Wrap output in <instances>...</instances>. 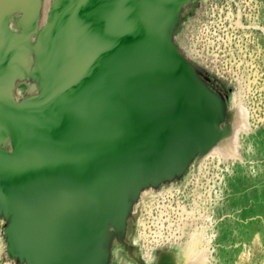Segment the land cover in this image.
I'll list each match as a JSON object with an SVG mask.
<instances>
[{
  "label": "bare ground",
  "instance_id": "obj_1",
  "mask_svg": "<svg viewBox=\"0 0 264 264\" xmlns=\"http://www.w3.org/2000/svg\"><path fill=\"white\" fill-rule=\"evenodd\" d=\"M45 1L42 4L46 7L48 0ZM35 3L36 0H26L29 13ZM167 3V0H71L67 4L65 20L55 41L61 55L55 92L64 100L65 77L75 79L79 88L70 95L73 111L63 116L57 113L59 126L48 125L45 137L49 154L59 150V155L67 158L61 162L64 165L58 178L61 185L54 184L55 175L49 169L48 159L39 162L30 157L26 143L10 183L7 181V190L4 187L9 203L21 216L14 246L19 253H31L34 264H52L54 259L66 256L68 264H78L85 255L93 258L99 253L104 258L107 251L100 248L98 241L102 237L107 241L113 228L97 222L119 217L128 188L152 179V174L160 169L180 163V158L198 143L201 147L205 145L206 137L212 140L211 147L200 162L210 154L215 157L224 153L227 158L238 154L239 138L249 130L245 109L238 105L222 132L212 129L219 113L217 106L203 95L193 93V83L172 59L165 45V21L150 51L144 50L138 39L118 38L121 31L118 26L124 19L136 27L139 35L163 21ZM18 4L21 5L19 0H0V56L9 55V59L0 60V83L4 86L3 69L15 66L18 55L13 47L18 43L15 44L14 28L4 24L9 13L3 10ZM47 9L42 11L38 27L49 19ZM70 26L74 28L69 29ZM79 43L82 48L78 51ZM76 62L83 65V77H75ZM4 94L5 90L0 88V109L5 106ZM69 133L73 135L70 139L75 140H66L62 145L60 140ZM79 154L84 155L85 162L81 169L76 161ZM49 157L52 160L53 156ZM75 202L83 203L81 212L76 206L67 208ZM46 212L56 224L52 229L66 224L63 231L54 234L57 241L50 248V258L43 256V246L38 242L42 236L39 221ZM83 235L86 243L81 241ZM202 238L190 242L185 252L176 256L162 253L160 260L151 264H202L206 259L202 260L205 250L199 249ZM116 258L119 264V250Z\"/></svg>",
  "mask_w": 264,
  "mask_h": 264
},
{
  "label": "rangeland",
  "instance_id": "obj_2",
  "mask_svg": "<svg viewBox=\"0 0 264 264\" xmlns=\"http://www.w3.org/2000/svg\"><path fill=\"white\" fill-rule=\"evenodd\" d=\"M42 1L44 4L45 0H36L31 13L26 0L3 10L9 16L6 22L3 16L2 21L14 28L18 39V46L13 47L18 57L15 66L3 69L6 82L5 86L0 83V88L5 90L4 107L12 106L16 111L34 100L43 102L53 84L52 68L46 84L41 79L37 52L39 40L51 38L60 22L61 0H46L48 9ZM45 9L49 19L38 27ZM170 10L167 43L172 55L222 109L212 129L222 132L239 105L247 113L249 130L239 138L238 154L229 158L224 153L215 157L210 154L200 162L212 141L202 137L205 145L178 173L129 198L128 210L117 226L102 223V227L113 228L107 241L103 237L98 241L100 248L106 249V256L85 255L78 264H116V250L119 264H151L159 261L162 253L176 256L185 252L200 236L203 240L199 249L205 250L202 260L206 258L202 264H264V0H173ZM120 26L123 28L124 23ZM6 58L8 54L0 56L1 61ZM74 82H64L65 91L72 89ZM54 103L53 113L67 112L61 98ZM4 115L9 119L6 111ZM3 121L0 116V264H30L13 252L17 216L4 191L9 186L7 169L13 168L18 147L15 132L9 128L5 131ZM33 122L45 126L42 115ZM19 124L22 128L27 123ZM31 133L33 138L38 135ZM72 206L81 212L84 205L75 202L67 208ZM52 224L48 215L39 224L45 248L50 241H57L54 234L59 231L52 229ZM80 238L86 243L84 235ZM52 264L63 261L54 259Z\"/></svg>",
  "mask_w": 264,
  "mask_h": 264
},
{
  "label": "water",
  "instance_id": "obj_3",
  "mask_svg": "<svg viewBox=\"0 0 264 264\" xmlns=\"http://www.w3.org/2000/svg\"><path fill=\"white\" fill-rule=\"evenodd\" d=\"M71 0H61V8H60V22L58 24L57 27H55L53 30H52V37L51 38H41L39 43H38V72L39 74L41 75V78L42 80L45 81V83L47 82V78H48V73H49V69L52 68L54 70V74L52 76V85L51 87L49 88V91L48 93L45 95V100L42 102L40 100H37V101H33L30 105L27 104L25 106H22L20 107L17 111L14 107L12 106H9V107H4L3 109H0V116L1 118L4 119V125L6 123V128H5V131L7 130V128H9L11 131H14L15 134H16V138H17V147H18V150H17V158H16V161L13 165V168L10 167V170L7 169V176H8V179H9V183H10V176L13 175V171L16 169L17 165H18V162H19V158L21 155L24 154V151H25V146H26V143H27V153L30 157H33V158H36L37 160H39V162L42 161H45L48 159V163H49V169L51 168L52 172L54 173L55 175V179L53 182H55L54 184L56 185H61V181L58 179L60 177V173L62 171V167L64 166L61 162L62 160H66L67 158L64 157V156H60L59 155V150H55V151H52L50 154L48 153V151L46 150V127L48 125L50 126H59L57 121H58V116H57V113L61 114L60 116H63V115H66V113L64 112H60L58 110V112L56 113H53L52 111V108H54V99H57V92H55V79L57 77V74H56V68L58 66V58L60 59L61 58V55L58 53V51L56 50V46H55V41H56V38H58L59 36V33H60V30H61V27L64 23V20H65V10L67 9V4L70 2ZM167 4H166V7L165 9L163 10V16H164V20L163 21H158V23L154 24V26L150 27L147 29V31L144 30V33H142L141 35H139L138 33H136V27L131 25L129 23V21L127 19H124L122 22L124 23V29L121 28V26L118 28L121 30L119 33H118V38L119 40L122 39V38H125V37H129L133 40H136L138 39V41L140 42L141 44V47L144 48V50L146 51H150L153 47V43L155 42V39H156V35L157 32H158V29L161 27L162 23H164V21H167L165 22V25H164V33H165V36H166V41H165V45H166V48L168 50V52L170 53L171 57L173 60H175L177 63H179L181 65V68L183 69L182 73H184V75H186V77H188L191 81V83H193V86H194V91L193 93H197V94H200V95H203L204 97L208 98L210 101L214 102L217 106V109H218V112L219 114L217 115V118H216V121L215 123L212 124V126H214L217 121L219 120V118L222 116V109L220 106H218V104L211 98L209 97L204 91L203 89L198 86L194 79L191 77V75L187 72V70L183 67V65L178 62L176 60V58L172 55L171 51H170V48L168 46V30H167V27H168V14L170 13V8L173 4V0H167ZM55 18V15H53V19ZM168 18V19H167ZM162 20V19H161ZM130 27V31H126L128 28ZM80 42V41H79ZM82 46L81 44L79 43L77 45V50H81ZM75 67H76V73H75V77L77 76L78 77H83V73H84V70H83V65L81 62H76L75 64ZM67 78V77H65ZM63 79L65 82H70L71 81H75V79ZM75 86L72 88V89H68L65 91V88L62 86V90H64L65 92V97H64V100H62V103L65 104L66 106L63 107V110L67 109V111L69 112L70 110L73 111V103H70V95L71 93L73 92H76L77 89L79 88V85H78V82L75 81ZM64 84V83H63ZM7 94V92H6ZM63 97V96H61ZM60 98V97H59ZM58 98V99H59ZM54 103V105H52ZM13 111H12V110ZM54 110H56L54 108ZM6 111V113H8V115L10 116L9 119H6L5 115H4V112ZM29 114V116H28ZM38 115H42L43 117V120L45 122V126H39V124H35L33 122L34 118H36ZM28 116V117H27ZM13 118V119H12ZM8 121L12 124H8ZM14 122V124H13ZM22 123V122H25L27 123L26 125H24L22 128H21V125L19 123ZM26 127V128H24ZM27 128H29V131L26 130ZM36 133L38 135H36L35 138L31 137L32 136V133ZM4 132H2L3 134ZM35 135V134H34ZM73 135L71 133H69V136H66V137H63L60 142L61 144H65V141L68 140V141H74L75 139H70V137H72ZM20 141V142H19ZM35 141V142H34ZM67 141V142H68ZM24 143V144H23ZM201 151V143H198L195 147V149L193 151H191L187 156L185 157H181L180 158V163H177L175 165H173L172 167H167L165 169H160L158 170L157 172H155L152 177V179L146 181L144 180L142 183H140L137 187H130L128 188L126 191H125V195H124V198H125V204H124V208H123V212L122 214L117 217L116 219L114 220H109V219H106L104 222H100L98 221L97 223H112L114 224L115 226H117L123 219H124V216L128 210V206H129V198H132L133 196H135L137 193H139L141 191V189H143L144 187H147L148 185H151V184H156L158 182H160L161 180H164V179H168L170 178L171 176H173V174H176L180 171V169L185 165V163L188 161L189 158H192L194 154H197L198 152ZM49 155L53 156L52 160L51 158L49 157ZM76 161L77 163H79L78 165V168L81 169L83 166H85V162H84V155L83 154H79L78 157L76 158ZM61 169V170H60ZM74 171L75 173L77 174V171H76V165L74 167ZM71 172H73V167L71 168ZM78 175V174H77ZM56 189H57V186H56ZM68 192V191H67ZM4 194L6 195V191H4ZM52 195V194H50ZM7 196V195H6ZM62 197V194L60 195ZM67 201V199L65 200ZM16 207H13L12 209L15 210L16 212V216H17V222H16V228H17V225H19L20 223V214H18V212L16 211L15 209ZM45 215H48L47 212L46 214L44 215H41V218H40V221L39 223L42 224L43 222V218L45 217ZM49 216V215H48ZM50 218V217H49ZM51 220V219H50ZM52 223V226L51 228L55 227V222L51 220ZM65 222H63L61 224V229L60 228H55V229H58L59 231L62 230L63 231V226H64ZM99 224V225H101ZM66 225V224H65ZM38 229L39 231H41V234H42V230L39 228L38 226ZM16 230V229H15ZM13 233V232H12ZM14 234H15V231L13 233V238H14ZM54 234V233H53ZM40 244H42L43 246V256L44 257H51V246H54L56 245L55 241H50V246L48 248H45V243L43 241V238H40L39 241H38ZM66 252V247H64V250ZM13 252L14 254H17L20 259L22 260V258H27V260L29 261L30 264H34V259L32 257V254L31 253H26V255H22L18 252H16V250L14 249V246H13ZM64 254V253H63ZM43 258V257H42ZM63 260V264H68V258L67 256L62 258ZM90 262H87L86 264H89Z\"/></svg>",
  "mask_w": 264,
  "mask_h": 264
}]
</instances>
